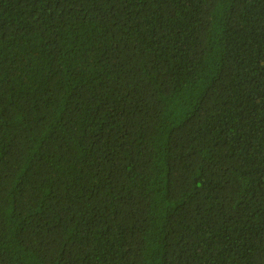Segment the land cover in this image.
<instances>
[{"label":"trees","instance_id":"16d2710c","mask_svg":"<svg viewBox=\"0 0 264 264\" xmlns=\"http://www.w3.org/2000/svg\"><path fill=\"white\" fill-rule=\"evenodd\" d=\"M0 264H264V0H0Z\"/></svg>","mask_w":264,"mask_h":264}]
</instances>
